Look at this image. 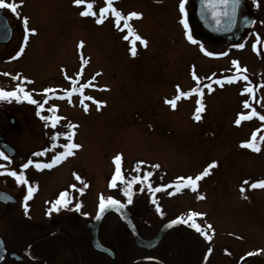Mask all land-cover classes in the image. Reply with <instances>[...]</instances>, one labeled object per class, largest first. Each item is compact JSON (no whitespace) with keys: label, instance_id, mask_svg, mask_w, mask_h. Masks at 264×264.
<instances>
[{"label":"rangeland","instance_id":"rangeland-1","mask_svg":"<svg viewBox=\"0 0 264 264\" xmlns=\"http://www.w3.org/2000/svg\"><path fill=\"white\" fill-rule=\"evenodd\" d=\"M176 1L119 0L123 10L137 2L136 8L145 4L146 17L137 26L149 38L150 54L129 60L124 45L110 30L111 23H97L102 21L100 0H81L80 4L74 0H6L18 4V15L0 9L13 26L11 41L0 44V85L10 84L16 90L23 81L25 90L35 96L46 90L49 94L69 89L78 93L75 109L66 101L58 106L60 114L68 116L74 111L76 119L88 120H80L75 130L76 143L84 144L80 160L87 164L77 162V167L91 181V209L98 207L101 195L107 199L120 194L119 181L110 187L117 155L125 180L137 175L143 178L151 170L158 186L168 181L167 176L169 185L176 184L178 177L194 178L218 158L219 167L211 168L213 173L208 176L212 177L198 181L195 191L169 189V219L205 213L206 222L215 221L216 229L210 231L213 243L232 245L239 258L264 256V189L251 187L264 181V120L260 119L264 116V0H253L257 21L238 44L243 47L217 48L196 40L190 27L196 43L187 39L175 13ZM85 12L88 15H82ZM23 17L28 19L27 27L35 29L27 37ZM8 73L18 82L7 80ZM230 75L240 78L227 83L225 78ZM244 76L253 81L252 93L244 91ZM217 79L223 80V86L215 83ZM203 83L211 84L212 90L205 87L199 105L196 98L185 99L194 85ZM102 84L107 91L99 89ZM252 96L251 111L256 115L245 107ZM170 100L176 101L174 108L167 103ZM197 107L203 109L199 121L195 119ZM86 112L91 115L83 116ZM246 144H255L259 151ZM56 172L43 188L47 199L68 183L67 173L60 168ZM150 181L148 177L135 183V191L142 192V187L146 191ZM143 205V200L135 203L136 207ZM152 218L141 216L147 223L139 227L144 238L154 233L148 225ZM162 219L163 215L156 217ZM122 234L117 222L104 220L103 243H115ZM123 239L132 243L130 238Z\"/></svg>","mask_w":264,"mask_h":264},{"label":"flooded vegetation","instance_id":"flooded-vegetation-1","mask_svg":"<svg viewBox=\"0 0 264 264\" xmlns=\"http://www.w3.org/2000/svg\"><path fill=\"white\" fill-rule=\"evenodd\" d=\"M100 2L101 9L108 8V0H100ZM155 2L157 4L158 0H155ZM245 2L248 13L255 17L256 22L257 4L254 5L253 0H245ZM137 3L131 5L129 10H123L119 6V0H111L112 9L121 14L119 23H117V18L111 10L104 13H101L100 10L103 25L111 23L110 30L118 38L119 43L124 45L122 46L125 47L129 60H135L146 53L150 54L148 52L150 51L149 38L137 26V23L143 21L146 17L145 4L136 8ZM180 3L181 0L176 1L175 13L179 19L180 29H183V25H181L182 16L179 10ZM189 4L190 0H186V15L190 12L191 5ZM133 12L140 15L132 17L130 14ZM186 15L183 18H186ZM143 42H146V45ZM133 52H135V55H133ZM6 78L14 83L18 82L16 77L11 78V73H8ZM247 78L245 83L247 87H251L253 81L248 76ZM199 85L203 87L205 83ZM195 86L197 85H194L193 88ZM24 87H27V85H24ZM0 88H4L5 91H13L10 84H1ZM99 89L102 92L107 91L106 84H102ZM204 89L205 87L202 89L203 93H205ZM74 92L75 90L72 89L67 92L63 91L62 93H67L64 97L60 96L57 90L56 92L53 91L52 94H49V91L42 92L40 96L31 94L33 99L43 104L42 109L24 99H21L20 102L16 100L0 101V137L13 151L12 155H7L0 149V152L7 156V159L0 157V197L8 198H0V264H264V256L262 255L239 258L232 245L213 243L214 239L213 235H210V231H215V221L213 223L211 221L206 222L207 215L195 217L200 221H205L206 225L202 227L204 235L197 232L189 222L181 223L177 229L168 230L160 243H134L130 233L127 232L125 225L119 218L114 213H108L103 217L98 228L97 237L100 243H91L90 226L98 207L91 209V181L83 169L81 171L77 167V162L87 164V160H80V153H83L84 144L76 143L75 133L79 121L85 117L76 119L74 111L68 116L60 114L58 106L59 102L66 101L69 108L75 109L78 96L74 95ZM237 92L241 96L239 91ZM195 98V96L189 95L185 99L193 100ZM251 98L253 99V96L246 99L248 102L246 110L248 112L254 110L250 105L252 103ZM18 115H21V117ZM82 115L87 117L91 114L86 112ZM8 116L12 117V121L8 120L7 122ZM85 120L88 121L86 118ZM67 121L68 124H66ZM78 131H80V127ZM54 136L56 137L55 140L53 139ZM67 136L72 137L71 141L66 138ZM68 143H75L81 147L71 149L69 155L63 157L51 168H37L35 166V162L48 163L59 152L67 151L63 145ZM38 152L42 154L35 156L34 153ZM29 160L34 161V163L27 168H23V165ZM214 161L217 165L215 168L219 167L218 158L214 157L212 162ZM57 168L67 173L68 183L65 189L56 191L47 199L42 195V191L52 182L50 175L56 172ZM134 168L137 169L139 166ZM10 171H16L18 174L22 172L28 184L34 189L31 198L27 201V214L23 206L26 186L18 184L13 176L7 174ZM151 172L153 171H148V173ZM210 172L213 173L211 170ZM121 174L123 176L122 171ZM153 175L151 173L149 179L152 188L155 189L158 185H155ZM76 176H79L87 184L82 194L78 189L82 188L83 184L76 179ZM208 177L212 176H205V178ZM165 179L168 181L164 185H169V176ZM119 185H121L120 194L112 198L120 200L126 205V210L130 213L131 220L138 233L140 231L139 227L147 225L141 219V216L153 217L148 225L152 226V232L154 233L146 238L155 236L162 225L169 224V222L176 219H169V205L167 204L169 189H173L175 184H170L173 187H166L161 190L166 192L167 195L158 193L160 191L150 193L148 189L137 192L134 184L131 203H127V199L123 195L126 188L125 184L120 183ZM261 189H264V187ZM62 192L68 193L72 203L68 208L52 211L49 215L51 202L57 200ZM153 199L156 203H153ZM138 200H143L144 205L142 208L135 206ZM77 202L81 204L79 211L73 208ZM157 206L160 208L159 212ZM161 215H163V219L156 220V217ZM107 217L117 222L124 233V235L122 234L115 239V243H103L100 238V231ZM208 225H211V227L209 228ZM124 236L130 238L132 243H125ZM97 244L110 249L111 254L99 250Z\"/></svg>","mask_w":264,"mask_h":264},{"label":"snow or ice","instance_id":"snow-or-ice-1","mask_svg":"<svg viewBox=\"0 0 264 264\" xmlns=\"http://www.w3.org/2000/svg\"><path fill=\"white\" fill-rule=\"evenodd\" d=\"M74 2L76 4H80L81 0H74ZM204 5L206 8L210 9V15L212 16V18L215 21V24L217 26L221 25L222 21H221V16H226L229 17L230 22H229V29L232 26V22H234L235 17H236V13H237V8L238 5L240 3V0H203ZM223 7V12L219 11L220 7ZM229 6L231 7V12L228 11ZM89 7H91L89 5ZM4 8H8L10 9L14 14L18 15L17 12V8H18V4L16 2H12V3H6V0H0V9H4ZM111 10L115 17L117 18V23H119V20L121 19V14L118 11H115V9H112L111 7V0H108V8L105 9H101V13H104L106 11ZM179 10L182 16L181 19V23L184 26L185 29V34L187 39L192 42V43H196V41L194 40L193 36L191 35L190 31H189V24L187 19L183 18L186 15V0H181V3L179 4ZM204 11L202 10L201 15H204ZM82 15H88L87 12L82 13ZM132 17H138L140 14L138 13H131L130 14ZM22 22L25 25V37H27V34L29 32L35 33V29H29L27 27L28 24V19L26 17L22 18ZM102 21L98 20L97 23H100ZM127 26V24H126ZM139 39V37H138ZM146 45V42H143ZM82 44V42H81ZM237 47H243V44L237 45ZM22 51V49H21ZM201 51H205L204 47L201 46ZM206 55L212 56L214 55V53L212 52H205ZM17 55H19V53H17ZM133 55H135V52H133ZM234 64H236L237 62H233ZM240 78L239 76H227L225 79L227 81V83H232L234 82V79H238ZM244 80H247V76L243 77ZM216 84H219L221 86H223V80L222 79H217L215 81ZM203 87H207L209 90H212V85L211 84H206ZM47 91V90H46ZM244 91L248 92V93H252L254 91L253 87H245ZM192 93H198L202 95V87L198 84L197 87L193 88L191 90ZM181 95L187 96L189 95V93H181ZM16 100L17 102H20L21 99L27 100V102L32 103V104H36L38 106V108H43V104L38 102L37 100L33 99V97L31 96V94L27 91H25L24 87H23V81H21L20 84L17 85L16 90L13 91H5V90H0V101H11V100ZM89 99H91L89 97ZM167 103L171 104L172 107L174 108L176 106V101L175 100H170L167 101ZM201 102L198 100L197 104L199 105ZM245 107H248V102L245 101ZM85 110H87V108L85 107ZM202 107H197L196 109V115H195V119L197 121H199L201 119V116L199 115V113L202 111ZM39 114V112H38ZM253 115H256L255 112H253ZM261 120H264V116L260 117ZM237 123H239V121H237ZM55 126V125H53ZM69 141H71L72 137L71 136H67L66 137ZM53 139L55 140L56 137L54 136ZM246 147L252 148L255 151H259V149L255 146V144H246L244 145ZM64 149H66L67 151H61L59 152V154L55 155L50 162L48 163H44L41 164L39 162H35V166L37 168H51L54 165H56L63 157L67 156L70 154L71 149H76L81 147L78 144L75 143H68V144H64L63 145ZM42 153H34L35 156H40ZM0 157H3L4 159H7V156H5V154L3 152H0ZM120 162H121V156L117 155L114 158V163L116 164V170H115V174L112 177V181L110 184V187H116L117 186V182L119 181L121 184H126V188L123 191V195L126 197L127 199V203H131L132 201V195H133V185L135 183H143L144 179H147L151 173H145V176L143 178H141L139 175H137L136 177H134L131 180H125V178L122 176L121 174V169H120ZM34 161L29 160L26 164L23 165V168H27L30 164H33ZM217 166L216 162H212V164H210L208 167H206L203 172H201L199 175L193 177H178L177 178V183L174 185V188L176 190H179L181 187H189L191 188L193 191H195L197 189V182L200 181L203 177L207 176L210 174V169ZM155 167H159V165H156ZM137 171H139V169H137ZM11 176H13L18 184H24L26 186V194L24 196V208H25V212L27 214L28 211V205H27V201L28 199L31 198L32 194H33V187L31 185L28 184V181L26 178H24L22 172L20 174H18L16 171H10L9 173H7ZM75 175V174H74ZM76 179L78 181L81 182V184H83V187L78 189L79 192H81V194L83 193L84 188L87 187V184L84 183V181L81 180V178L79 176H76ZM247 183V182H245ZM73 188L75 187L74 185L72 186ZM166 187H173V185H161L156 187L155 189L152 188L151 183L149 182L147 185V189L148 191L151 193L153 191H161L163 188ZM252 188H256V187H264V181H258L256 183H253L251 185ZM143 187L141 188V191H143ZM241 191H244L243 188H241ZM2 199H8L7 197H0ZM198 198H204V197H198ZM72 203L71 198H69L68 193L67 192H62L59 196V198L57 200H55L54 202H51V208L49 210V215L51 214L52 211H59L61 208H68L69 205ZM153 203H156L155 199H153ZM74 210L79 211L81 208V204L79 202L75 203L73 206ZM125 208L126 205L124 203H122L120 200H117L115 198L112 197H108L107 199H105L103 197V195H101L100 199H99V205H98V212L97 215L95 217L96 220L101 219L102 214L107 211V210H115L117 212H119L121 214L122 218H125ZM157 211H160L159 206H157ZM84 215H88V214H84ZM206 214L203 213H195L192 212L187 219L183 218V217H177L175 220L171 221L170 224H176V223H189L191 222V226L197 231L200 232L202 235H204V231L202 229V226L198 223L195 222L194 218L198 217V216H203ZM208 227L210 228L211 225H208ZM210 238V237H209ZM97 247L99 248V250L101 251H106L109 252V254H111V250L110 249H106L103 247V245L97 244Z\"/></svg>","mask_w":264,"mask_h":264},{"label":"water","instance_id":"water-1","mask_svg":"<svg viewBox=\"0 0 264 264\" xmlns=\"http://www.w3.org/2000/svg\"><path fill=\"white\" fill-rule=\"evenodd\" d=\"M202 10L205 13L204 15H201ZM219 11L223 12L222 6L220 7ZM228 11L231 12L230 6ZM220 18L222 23L221 25L217 26L214 19L210 15V9L205 7L203 0H192L191 12L187 16V21L190 23L195 37L205 45L219 47L236 44L243 37V35L253 27L255 22L254 17L248 14L244 0H240L235 20L232 22L230 29L229 17L221 16ZM11 39L12 29L7 24L6 18L0 12V44H7L11 41ZM198 96H201V94H198ZM0 148L8 155L13 154L11 147L7 143L3 142L1 137ZM110 212L117 215L119 220L125 225L126 230L130 233L134 243H159L161 242L163 235L168 230L177 229L180 224H170V222L169 224H164L159 228L154 237L145 239L138 234L136 227L131 220L130 213L126 210V208L125 218H122L121 214L115 210H107L102 214L101 219L96 220L95 216L92 220L91 243H100L97 237L98 228L103 217Z\"/></svg>","mask_w":264,"mask_h":264},{"label":"bare ground","instance_id":"bare-ground-1","mask_svg":"<svg viewBox=\"0 0 264 264\" xmlns=\"http://www.w3.org/2000/svg\"><path fill=\"white\" fill-rule=\"evenodd\" d=\"M255 260H256V258H255Z\"/></svg>","mask_w":264,"mask_h":264}]
</instances>
